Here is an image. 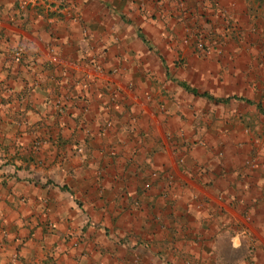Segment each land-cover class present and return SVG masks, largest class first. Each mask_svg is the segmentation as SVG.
<instances>
[{
  "label": "crops",
  "instance_id": "crops-1",
  "mask_svg": "<svg viewBox=\"0 0 264 264\" xmlns=\"http://www.w3.org/2000/svg\"><path fill=\"white\" fill-rule=\"evenodd\" d=\"M0 264H264V0H0Z\"/></svg>",
  "mask_w": 264,
  "mask_h": 264
},
{
  "label": "built area",
  "instance_id": "built-area-1",
  "mask_svg": "<svg viewBox=\"0 0 264 264\" xmlns=\"http://www.w3.org/2000/svg\"><path fill=\"white\" fill-rule=\"evenodd\" d=\"M185 42L188 43V39H186ZM196 47L201 51H206L205 44L202 42V38L198 39ZM11 57L14 61L20 62L22 59V50H16L11 54Z\"/></svg>",
  "mask_w": 264,
  "mask_h": 264
}]
</instances>
